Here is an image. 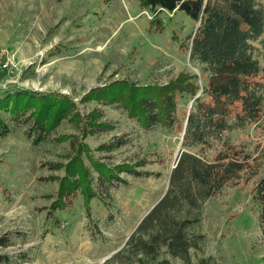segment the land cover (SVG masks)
<instances>
[{
  "label": "rangeland",
  "instance_id": "374dc122",
  "mask_svg": "<svg viewBox=\"0 0 264 264\" xmlns=\"http://www.w3.org/2000/svg\"><path fill=\"white\" fill-rule=\"evenodd\" d=\"M174 14L162 12L161 30L151 12L143 11L141 0H0V108L15 101V108L0 112L9 128L6 137L0 136V238L8 237L6 246L0 245V264H264L262 204L256 189L264 179V113L259 123L227 134L235 152L245 149L252 156L249 164L262 158L261 173L245 182L252 177L247 170L204 205L202 221L187 229L190 236H205L197 249L180 259L163 247L152 258L136 256L126 245L169 188L193 102L176 93L175 130L157 126L146 131L123 107L86 104L82 99L92 89L116 81H126L130 91H147L181 73L201 76L202 87L206 75L191 64L187 49L196 22L183 11ZM21 90L64 93L84 115L98 107L100 121L115 129L89 137L88 146L96 151L103 143L123 138L128 144L109 153L106 162L120 165L146 158L151 164L139 170L152 175L123 173L129 184L112 188L107 206L92 199L89 218L81 192L71 208L52 209L57 180L64 173L44 164L67 162L73 148L51 140L33 145L24 122L27 114L43 106L34 102L29 109L28 96L17 93ZM56 132L80 134L67 122Z\"/></svg>",
  "mask_w": 264,
  "mask_h": 264
},
{
  "label": "trees",
  "instance_id": "16d2710c",
  "mask_svg": "<svg viewBox=\"0 0 264 264\" xmlns=\"http://www.w3.org/2000/svg\"><path fill=\"white\" fill-rule=\"evenodd\" d=\"M141 6L143 11L151 12L153 21L158 20L161 30L162 12H173L177 6L178 11L195 20L197 29L189 37L187 49L191 64L204 71L205 83L201 87L199 76L191 73H181L164 86L147 91H130L126 81H116L106 88L92 89L82 103L123 107L129 119L146 131L157 126L174 131L178 123L176 93L181 92L182 97L192 100L183 128L185 151L171 171L169 188L126 244L136 256L154 258L166 247L173 257L183 259L192 248L197 249L203 243L204 235L190 236L187 229L202 221L204 205L210 198L222 194L230 183L241 180L247 170L252 177L245 182L261 173L262 158H255L256 163L249 164L252 156L244 153L245 149L235 152L227 134L246 130L263 117L264 0H141ZM21 92L28 96L29 109L34 108V102L43 106L30 115L29 109L23 110L27 114L24 123L29 125L26 133L29 139L33 138V145L51 140L57 144L69 143L73 148L67 162L44 164L49 170L64 173L57 180L59 192L52 209L71 208L81 192L89 218L92 199L98 198L107 206L112 188L129 184L122 178L123 173L146 178L152 175L139 170L151 164L146 158L120 165L106 162L111 157L109 153L128 144L123 138L99 145L96 151L105 156H96V151L88 146L89 137L115 129L110 123L100 121L102 110L98 107L84 115L79 105L64 93L25 90L17 93ZM12 108L15 101L0 108V112ZM64 122L74 125L79 136L57 134ZM0 124L4 125L0 136L6 137L8 125L2 119ZM51 177L45 180L51 181ZM256 185L262 204L264 239V179ZM59 222L57 219L56 223ZM7 239V236L0 238V245L6 246Z\"/></svg>",
  "mask_w": 264,
  "mask_h": 264
},
{
  "label": "built area",
  "instance_id": "2783aa9c",
  "mask_svg": "<svg viewBox=\"0 0 264 264\" xmlns=\"http://www.w3.org/2000/svg\"><path fill=\"white\" fill-rule=\"evenodd\" d=\"M177 9H178V6H177V8L173 12H169V11H164V12H167L169 15H171L172 17H174L175 16L174 13L176 12Z\"/></svg>",
  "mask_w": 264,
  "mask_h": 264
},
{
  "label": "water",
  "instance_id": "95a60500",
  "mask_svg": "<svg viewBox=\"0 0 264 264\" xmlns=\"http://www.w3.org/2000/svg\"><path fill=\"white\" fill-rule=\"evenodd\" d=\"M183 134H185V131L183 132ZM181 153L184 152V149H183V143L181 141V149H180ZM175 168V167H174Z\"/></svg>",
  "mask_w": 264,
  "mask_h": 264
}]
</instances>
